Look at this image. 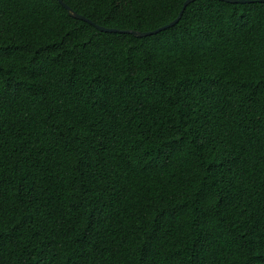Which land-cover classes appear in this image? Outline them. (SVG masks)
<instances>
[{
  "label": "trees",
  "instance_id": "16d2710c",
  "mask_svg": "<svg viewBox=\"0 0 264 264\" xmlns=\"http://www.w3.org/2000/svg\"><path fill=\"white\" fill-rule=\"evenodd\" d=\"M252 1L0 0V264H259Z\"/></svg>",
  "mask_w": 264,
  "mask_h": 264
},
{
  "label": "water",
  "instance_id": "95a60500",
  "mask_svg": "<svg viewBox=\"0 0 264 264\" xmlns=\"http://www.w3.org/2000/svg\"><path fill=\"white\" fill-rule=\"evenodd\" d=\"M196 0H188L185 2L184 4V7H183V10L182 12L180 13V15L178 16V18L176 20H174L173 22H171L170 24L168 25H165L155 31H151V32H140V31H132V30H126V31H122V30H116V29H108V28H104V27H101L99 25H97L96 23L92 22L91 20L87 19L86 17L76 13L71 7H69L66 3H64L62 0H59V2L63 5V7L68 11V14L72 17V18H75V19H78V20H82V21H85L87 23H90L92 25H94L97 29H99L100 31H103V32H109V33H125V34H132L134 35L135 37L137 38H143V37H147V36H152V35H156L164 30H167L169 28H172L174 27L175 25H177L182 16H183V13L185 11V9L187 8L185 5L187 4L190 5L191 3L195 2ZM220 1H223V2H227V3H233V4H246V3H254L256 1H252V0H220ZM257 2H260L257 1ZM261 3V2H260Z\"/></svg>",
  "mask_w": 264,
  "mask_h": 264
},
{
  "label": "snow or ice",
  "instance_id": "6c2138e0",
  "mask_svg": "<svg viewBox=\"0 0 264 264\" xmlns=\"http://www.w3.org/2000/svg\"><path fill=\"white\" fill-rule=\"evenodd\" d=\"M189 2V0H188ZM261 3H264V0H260ZM187 7V4L185 5ZM62 59V57H61ZM59 61H57L58 63ZM45 74L44 70H43V66H40L34 73L35 77L39 78V76ZM0 102H2V97H0ZM203 195V194H202ZM0 224H2V213H0ZM21 227H23V225H21ZM19 230V229H17ZM155 234H153L148 242L145 245L144 248V259L140 262V264H148V258L150 257L151 254V248H152V241L155 239ZM257 256H259L261 259L259 260V264H264V250H261L260 252H257L256 254Z\"/></svg>",
  "mask_w": 264,
  "mask_h": 264
}]
</instances>
